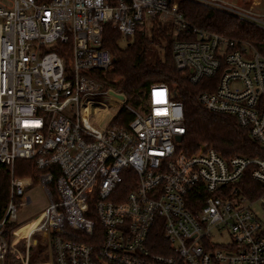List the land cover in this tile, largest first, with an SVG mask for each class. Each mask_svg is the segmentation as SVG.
Here are the masks:
<instances>
[{
	"label": "built area",
	"instance_id": "1",
	"mask_svg": "<svg viewBox=\"0 0 264 264\" xmlns=\"http://www.w3.org/2000/svg\"><path fill=\"white\" fill-rule=\"evenodd\" d=\"M195 1L264 31L259 1ZM157 17L174 24V61L190 83L217 79L200 104L233 116L264 146V57L247 42L193 26L177 2L0 0V163L11 171L0 264L8 252L30 264L31 249L45 240L39 264H264V215L253 210L264 196L237 192L246 172L264 185V159L227 161L206 146L180 152L185 111L169 86L155 84L145 102L125 106L107 78L114 60L103 48L104 26L130 38ZM182 33L195 40H178ZM92 104L122 105L134 118L99 131ZM18 160L34 161L39 177H17ZM36 184L49 205L27 222V236L17 235L25 223L8 244L6 226L20 223ZM37 234L42 241H33Z\"/></svg>",
	"mask_w": 264,
	"mask_h": 264
},
{
	"label": "trees",
	"instance_id": "2",
	"mask_svg": "<svg viewBox=\"0 0 264 264\" xmlns=\"http://www.w3.org/2000/svg\"><path fill=\"white\" fill-rule=\"evenodd\" d=\"M35 1L40 5L51 0ZM170 1L179 4L180 12L193 26L247 42L264 57L263 30L195 0ZM243 1L246 4L251 3V0ZM173 34L174 24L160 17L139 27L136 34L130 38H123L111 23L104 26L103 48L110 52L114 60V66L107 73V78L112 83V88L124 93L125 106L138 107L145 102L151 86L166 84L172 91L173 98L184 106L186 134L181 139L180 152L192 156L206 146L214 149L227 161L235 157L264 159V146L256 142L248 130L239 126L233 116L210 112L200 104L198 100L200 94L212 92L217 79H204L198 85L190 83L184 73L176 67L172 52L175 41ZM186 35L187 33L180 34L178 40H195ZM133 118L131 112L122 108L114 122L119 126H128ZM10 172L8 166L0 163V220L5 216L10 199ZM15 175L38 178L40 171L37 170L34 161L18 160L15 164ZM237 186L240 188L237 192L250 200H258L264 196V185L254 181L249 172H246ZM20 226L19 222L7 224L3 237L8 244L12 240L13 230ZM43 248L39 245L34 248L33 253L31 249L30 264L45 261L47 256L43 257ZM18 249L25 250L23 242L18 244ZM34 253L39 256L33 257ZM4 264H22V262L8 252Z\"/></svg>",
	"mask_w": 264,
	"mask_h": 264
},
{
	"label": "rangeland",
	"instance_id": "3",
	"mask_svg": "<svg viewBox=\"0 0 264 264\" xmlns=\"http://www.w3.org/2000/svg\"><path fill=\"white\" fill-rule=\"evenodd\" d=\"M254 1H259L261 3L262 6L260 9H262V11L264 12V0H254ZM93 100L102 103H106L107 101L104 99H100L99 97L93 98ZM112 101L113 100L110 99L109 102ZM100 108H102V105L95 106L94 104H92V110L90 112L91 125L95 129L99 131H103L105 127L109 125L111 122H113L115 118L118 116L119 111L122 108V105H119L117 107H110L108 108V110H102V111L99 110ZM27 197L32 199V203L28 206L24 205L22 208H20L19 210L20 225L25 224L31 220H36L42 214V212L46 210V208L49 205L48 196L45 193L44 189L39 184H36L35 187L29 189L26 192V195L24 197V202L26 201ZM263 202L264 201L257 203L253 208L255 214L258 217H263L264 215V209L262 207ZM21 228L22 229L18 231V235H23L24 231L27 229L26 227L25 228L21 227ZM42 239H43V235L37 234L34 236L33 241L35 240L42 241ZM43 243L46 244L42 250L43 257H45L48 256L47 254L49 252V244L47 240H45ZM34 250L35 249L33 247L32 253L34 252ZM38 256L39 255L37 253L33 254V257H38Z\"/></svg>",
	"mask_w": 264,
	"mask_h": 264
},
{
	"label": "bare ground",
	"instance_id": "4",
	"mask_svg": "<svg viewBox=\"0 0 264 264\" xmlns=\"http://www.w3.org/2000/svg\"><path fill=\"white\" fill-rule=\"evenodd\" d=\"M111 70H112V68H111L108 72H110ZM108 72H107V73H108ZM37 221H38V220H37ZM32 226H33V223H32V222L27 223L26 225H24L23 228L26 227L27 229H26V231L23 233V235H20V236H21V237L27 236V235L29 234V231L31 230V227H32ZM20 229H22V228H20ZM20 229H19V230H20ZM19 230H18V231H19ZM18 231H17V232H18Z\"/></svg>",
	"mask_w": 264,
	"mask_h": 264
},
{
	"label": "water",
	"instance_id": "5",
	"mask_svg": "<svg viewBox=\"0 0 264 264\" xmlns=\"http://www.w3.org/2000/svg\"><path fill=\"white\" fill-rule=\"evenodd\" d=\"M181 139H182V136H178V137H177V140H178V141H181ZM202 149H203V147H202Z\"/></svg>",
	"mask_w": 264,
	"mask_h": 264
}]
</instances>
